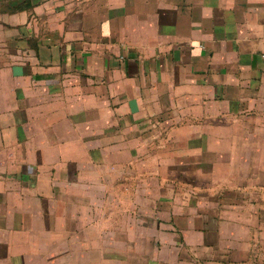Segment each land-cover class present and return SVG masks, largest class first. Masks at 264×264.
<instances>
[{
    "label": "crops",
    "instance_id": "crops-1",
    "mask_svg": "<svg viewBox=\"0 0 264 264\" xmlns=\"http://www.w3.org/2000/svg\"><path fill=\"white\" fill-rule=\"evenodd\" d=\"M0 156V264H264V0H0Z\"/></svg>",
    "mask_w": 264,
    "mask_h": 264
},
{
    "label": "rangeland",
    "instance_id": "rangeland-1",
    "mask_svg": "<svg viewBox=\"0 0 264 264\" xmlns=\"http://www.w3.org/2000/svg\"><path fill=\"white\" fill-rule=\"evenodd\" d=\"M9 159L13 160V157H6L5 160H2V156H0V164H2V162H3L5 165H7L8 162H6V161L9 160ZM14 161L16 162V157H14ZM1 174H3L4 175L3 178H6V179H9L7 176H11V177L15 178L14 176L17 175L16 172H5V173H1ZM3 178H0V195H1V197L6 196L5 199L8 200L9 202H12V199L10 200L8 197H13V196H8V195L5 194V193H8V194L11 193L12 189L7 187L6 185H4L2 183V180H4ZM12 206H14L15 209H16V204H7L6 203V204L3 205V203L0 202V212H2L3 210L5 211V210L8 209V207L11 208Z\"/></svg>",
    "mask_w": 264,
    "mask_h": 264
}]
</instances>
